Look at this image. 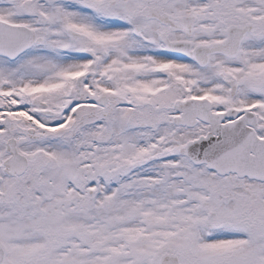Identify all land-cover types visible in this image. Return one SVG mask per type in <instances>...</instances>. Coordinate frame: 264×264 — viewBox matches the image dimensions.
I'll use <instances>...</instances> for the list:
<instances>
[{
  "label": "snow or ice",
  "instance_id": "6c2138e0",
  "mask_svg": "<svg viewBox=\"0 0 264 264\" xmlns=\"http://www.w3.org/2000/svg\"><path fill=\"white\" fill-rule=\"evenodd\" d=\"M0 264H264V0H0Z\"/></svg>",
  "mask_w": 264,
  "mask_h": 264
}]
</instances>
